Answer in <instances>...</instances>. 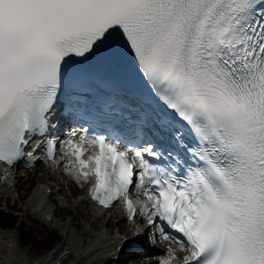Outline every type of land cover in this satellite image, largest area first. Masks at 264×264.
<instances>
[{
    "label": "snow or ice",
    "instance_id": "obj_1",
    "mask_svg": "<svg viewBox=\"0 0 264 264\" xmlns=\"http://www.w3.org/2000/svg\"><path fill=\"white\" fill-rule=\"evenodd\" d=\"M116 32L146 92L130 143L71 149L91 199L131 220L130 188L143 194L184 264H264V0H0V162L44 135L62 78Z\"/></svg>",
    "mask_w": 264,
    "mask_h": 264
},
{
    "label": "rangeland",
    "instance_id": "obj_2",
    "mask_svg": "<svg viewBox=\"0 0 264 264\" xmlns=\"http://www.w3.org/2000/svg\"><path fill=\"white\" fill-rule=\"evenodd\" d=\"M34 168L36 169L35 171H33V173H35L36 175L35 180H31L30 182L28 180H23L21 181L22 184L19 183H21L20 179L22 180L26 176L25 170L16 169V172L13 168H11L7 170L8 173L5 172L4 175L0 176V179H2L4 176L8 177L9 182L12 184V187L9 188V190L4 191L3 188H0L1 191H4L3 193H0L1 238H3L5 242H8L9 244L15 245V248L17 250L25 253L26 255H28V258L33 260L36 259V256L40 255L50 257V260L54 261L53 264H79V262H77L79 257L86 255L88 258H91L92 250L85 252L86 249H84V251H81L82 253H80L75 249L76 246L79 245V239L81 235H79L75 239L74 247H70L69 239L67 236H65V228L67 226V223H69L67 227L69 228L72 226V229H77L78 225L83 224L84 226L85 224L90 231H96L98 227L99 230L104 229V226H101L103 221H101V219L100 222L99 220L94 219L89 220L87 219V217H84V213L81 214L83 215L82 218H75L74 220H72L71 216L75 214L80 208L85 210L83 206L84 203L75 202V204L71 202V200L77 198L76 195L78 191H73L71 189L72 187H70L64 179L56 181L51 177L39 178V174L42 172V169H39L40 165H37ZM54 174L58 178L61 177L59 171L55 172ZM16 176H18L20 179H18ZM46 183H49V187H46L45 199H47L50 206H53L58 219L61 220L58 221L59 225L57 226L53 224L54 222L43 223L37 219L33 220L29 215H27L28 212L26 208H24L27 204L25 201L28 199L27 196L31 192V190H33L35 186H41L40 189L42 191V188H44V185ZM75 183L79 187L78 190L81 191L82 186L80 181L75 180ZM13 188L15 189L11 191ZM48 188L50 190H48ZM52 191H54V193ZM15 193H17L18 195H16ZM21 193H24L26 195H23L21 197ZM59 195H62V197H60ZM108 212L110 213V211L106 212L107 215H109ZM117 217L118 216L116 214H111L110 220L116 222ZM121 221L122 223H124V226L119 230L131 232L132 224L129 223L130 220L128 218H122L120 220V223ZM73 222H75L76 226ZM94 222L96 223L95 228H93V226L91 225ZM118 227L119 226H117L116 224H111L109 225V227L106 226V229L110 234V232H113ZM4 232L7 235L4 234ZM19 239H21L20 243L18 242ZM81 241L84 242V244H80L79 246L84 247L86 245V238ZM146 242H148V239ZM149 242L150 246H156V244H154L153 242ZM149 250L152 249L149 248ZM149 250H147V254L149 256L153 255L154 253H149ZM154 257L156 258V256ZM128 260L129 257L120 260L119 263L143 264L142 260L139 262L135 261L134 263H131ZM152 261L155 262V259Z\"/></svg>",
    "mask_w": 264,
    "mask_h": 264
},
{
    "label": "bare ground",
    "instance_id": "obj_3",
    "mask_svg": "<svg viewBox=\"0 0 264 264\" xmlns=\"http://www.w3.org/2000/svg\"><path fill=\"white\" fill-rule=\"evenodd\" d=\"M41 169H42V174L41 173L39 174V178L51 177V178H54L56 181H60V179H64L67 182V184L70 187H72L71 189L73 191H78V194L82 191V190L81 191L78 190L79 187L76 185L75 180H73L72 177L69 176V174L66 170L59 169L61 177L58 178L55 176V174H54L55 172H52L51 169H48L47 167H43V166H41ZM35 170L36 169L34 167H32L31 170H26L25 171L26 176L22 180L18 176H16V177L18 179H20V182L23 180L24 181L28 180L29 182L31 180L34 181L36 175H35V173H33V171H35ZM5 172H6V169H4V166L0 165V176L4 175ZM19 184H22V182ZM9 187H12V184H10L8 177L4 176L2 179H0V188L1 189L3 188V190L6 191V190H9ZM37 187L40 188L41 186H37ZM46 187H49V183H46L44 185V188H42V191H40L41 189H37V191H40V193L42 194L46 190ZM14 189L15 188H13L11 191H13ZM4 191L0 190V193H3ZM52 192L54 193V191H52ZM23 195H26V194L21 193V197ZM28 201H29V199H27L25 202L28 203ZM71 202L72 203H75V202L84 203L83 206L85 208V210L80 208L75 214H73L72 216L70 215L72 220H74L75 218H77V219L82 218L83 215H81V214L84 213V217H87V219H89V220L94 219V220H99V222H100V219H101V221H103V223L101 222L103 224V225L101 224V226H104V229L99 230V227H98L96 231H90L85 224H84V226H83V224L78 225L77 229H75V228L72 229V226L69 227V228H71V229H69L67 227L69 223H67V226L65 228V236H67L69 239L70 247H74V241L79 235H81V237L79 239V245L84 244V242H82L81 240H84L85 238H86V245L84 247H81L79 245L76 246L75 249L78 252L82 253L84 251V249H86L88 247H94V248H92L91 258H88L86 255L81 256L78 258L77 262H79V264H121V263L117 262V259H123V258L119 257V254L122 251V248L118 249V248L113 247V242L110 239V234L108 233L106 226L109 227V225H111V224H116L117 226H119L116 230H114L112 232L113 234L115 233V231H121L119 229L124 226V223H122V221L120 223V220L122 218H124V219L126 218L125 213L122 212L117 207H111V208H107V209L106 208L90 209V207L87 205L84 197L79 198V196H77V198H75L74 200H71ZM43 203H45L44 200H43ZM29 207H30L29 203L26 204L24 207V208H26V210L28 212L27 215H29L33 220L37 219L41 222H45V218L41 214L40 209L47 208V206H45V205L40 206V209H39L38 203H35L33 205V209H32L33 213L31 212ZM107 211H110V213L108 212L109 215L106 214ZM85 214H87V215H85ZM111 214H113V215L116 214L118 216L116 222L110 220ZM137 216H138L137 222L142 220V218H143L142 215L137 214ZM131 220H133V219H131ZM58 221H61V220L58 219L55 221L56 226L59 225ZM132 222L133 221H130V223H132ZM73 223L75 224V222H73ZM144 224H146V223H144ZM91 225L93 226V228H95L96 223L94 222ZM75 226H76V224H75ZM146 229H151V233H148V232L146 233L145 237L148 239V242H146L147 239H145L146 243L144 242V247L146 245V247H148V248L145 247L146 250H149V248H150L152 250L159 249L160 251L158 253H155V254L150 255V256L147 253L146 254L145 253H137V254L129 257L128 261H130L131 263H134L135 261L139 262L142 260L143 264H158V260L160 257L163 260L170 258L169 253H168L169 248H171L173 251H175L177 253V255L180 253L181 249L177 246L176 243H174L171 240H164L162 237H160L157 230L153 229V227L151 225L147 224ZM4 234H6V233L4 232ZM83 236H84V238H83ZM99 239L104 240L105 243L103 245L99 246V249L101 252L99 254H96V253H93V250L95 248H97V245L99 243ZM20 241H21V239L18 240L19 243H20ZM120 241H117L116 246L119 244ZM149 241L156 244V246H150ZM168 244H169V247H168ZM185 251H187V250H185ZM154 256H156V258ZM0 258H1L0 260L2 262L0 264H6L7 262H9V264H53L54 263L53 260H50V257H45V256L36 257L35 260L28 258V255L17 250L15 248V245L9 244L8 242H5V240L3 238H1V236H0ZM3 258L7 259L6 263L3 261ZM86 258H87V260H86ZM154 259H155V262L152 261Z\"/></svg>",
    "mask_w": 264,
    "mask_h": 264
}]
</instances>
